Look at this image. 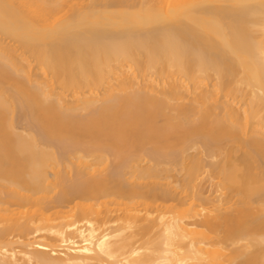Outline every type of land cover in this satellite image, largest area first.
<instances>
[{"label":"bare ground","instance_id":"bare-ground-1","mask_svg":"<svg viewBox=\"0 0 264 264\" xmlns=\"http://www.w3.org/2000/svg\"><path fill=\"white\" fill-rule=\"evenodd\" d=\"M0 264H264V0H0Z\"/></svg>","mask_w":264,"mask_h":264}]
</instances>
